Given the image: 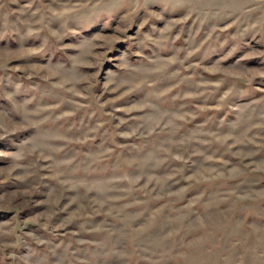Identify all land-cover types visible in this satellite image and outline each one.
<instances>
[{
    "label": "rangeland",
    "instance_id": "rangeland-1",
    "mask_svg": "<svg viewBox=\"0 0 264 264\" xmlns=\"http://www.w3.org/2000/svg\"><path fill=\"white\" fill-rule=\"evenodd\" d=\"M0 264H264V0H0Z\"/></svg>",
    "mask_w": 264,
    "mask_h": 264
}]
</instances>
